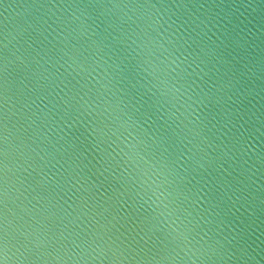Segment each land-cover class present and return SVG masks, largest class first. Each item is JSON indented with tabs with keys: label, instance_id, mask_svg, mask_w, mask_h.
I'll return each instance as SVG.
<instances>
[{
	"label": "water",
	"instance_id": "95a60500",
	"mask_svg": "<svg viewBox=\"0 0 264 264\" xmlns=\"http://www.w3.org/2000/svg\"><path fill=\"white\" fill-rule=\"evenodd\" d=\"M0 264H264V0H0Z\"/></svg>",
	"mask_w": 264,
	"mask_h": 264
}]
</instances>
